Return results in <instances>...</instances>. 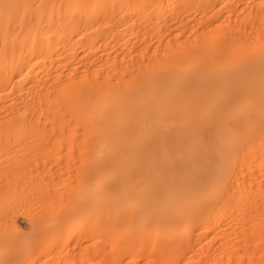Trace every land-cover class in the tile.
Instances as JSON below:
<instances>
[{"label": "bare ground", "instance_id": "obj_1", "mask_svg": "<svg viewBox=\"0 0 264 264\" xmlns=\"http://www.w3.org/2000/svg\"><path fill=\"white\" fill-rule=\"evenodd\" d=\"M161 10L159 0H0V97L18 90L0 103V112L8 108L0 150L15 145L28 166L66 146L59 158L80 177L62 200L67 216L49 221L39 209L30 235L17 223L26 218L17 212L22 199L7 198L14 177L0 179V215L12 220L0 264H30L33 235L46 243L81 224L88 235L94 225L110 234L121 246L113 248L123 250L129 237L166 259L188 251L196 221L236 210L243 220L223 219L226 238L211 264H241L239 237L264 232V13L243 37L208 42L209 25L190 44L199 49L179 43V53L156 65L147 35L184 24L154 15ZM36 112L57 119L55 138L32 119ZM21 115L31 123L10 140ZM20 169L10 166V175Z\"/></svg>", "mask_w": 264, "mask_h": 264}, {"label": "rangeland", "instance_id": "obj_2", "mask_svg": "<svg viewBox=\"0 0 264 264\" xmlns=\"http://www.w3.org/2000/svg\"><path fill=\"white\" fill-rule=\"evenodd\" d=\"M175 4H167V0H159V6L162 8L155 16H162L161 18L174 20L179 15L184 18L183 25L175 30H171V33L164 35L160 31H155L152 34H148L144 43L150 47L152 53L155 52L156 65H160L163 61H169L168 59L172 54L179 53L181 49L178 48V44H186L185 48L197 49L190 44L193 43L195 38L199 39V35L203 30H208L206 27L211 25L212 30L209 33V41L217 42L224 40L225 38L232 36H244L245 31L249 30L251 24H257L259 22L257 14L264 13V0H175ZM175 25H173L174 27ZM157 28V27H156ZM231 32V33H230ZM169 36V37H168ZM242 36V37H243ZM170 39V42L168 40ZM200 41V39H199ZM203 42V41H202ZM201 42V43H202ZM168 47V48H167ZM199 49V48H198ZM208 50H205L204 54H207ZM151 53V54H152ZM203 54V55H204ZM138 57L133 58V65L137 61ZM147 56L145 62H148ZM13 95L18 96V90L12 91ZM12 92L6 89L5 94L0 97V103L5 104L9 101V97ZM34 92L31 96L35 98ZM7 107L0 112V121L4 120L7 116ZM46 114L49 112H42L38 115L36 112L32 119L36 121L37 125H47L50 128V134L55 138V128L53 125L56 124L57 119L50 113V120L44 121ZM69 114V113H67ZM35 116V117H34ZM21 123L16 124L20 126V132L16 136L14 133L13 139L20 140L24 137V126L31 123L30 119H25V115L20 116ZM28 122V123H27ZM49 138V137H47ZM52 139V138H49ZM5 145L9 144L8 138L3 137L1 140ZM52 143V142H51ZM4 145L2 146V148ZM64 146L61 150L52 147L50 151L45 154L38 156L33 162L26 166V157L22 154L21 150H17V147L13 145L12 153H9L7 149L0 150V179L3 182H7L9 179L14 177L15 186L9 197L10 201H17L22 199V207H17L20 214L21 212L26 215L23 220L19 216L18 224L22 227L24 235H30L32 233L31 219L35 214H38L39 209L42 208L43 212L48 214L50 217L49 221L63 220L67 216L69 209L65 208L62 200H65L69 195V189L72 186L77 185L79 176L75 173V169L70 171V166H64V160L59 158L62 150H65ZM76 156L75 163L78 162L77 150L74 151ZM12 157L11 160H9ZM77 159V160H76ZM63 166H60L62 165ZM74 164V161L70 162V165ZM10 166L13 168L20 169L19 172L13 171L10 175ZM53 173V177H49ZM47 185L50 187L49 191L45 194V188ZM32 187H35L33 190ZM3 199L6 197L2 195ZM0 200H3L1 199ZM53 202L47 203L49 201ZM4 201V200H3ZM1 201V202H3ZM47 203V204H46ZM50 205V206H49ZM18 213V215H19ZM228 217L233 222L241 224L243 217L236 214V210H230V212L220 213L216 215L214 220L209 221L207 224L201 222H195L192 225L190 234L187 236L188 251L186 253H176L174 258L166 259L159 256V258L151 251V245L148 241H136L133 242L126 239L123 245V250L113 248L115 246L109 236L110 234L103 231L109 236L100 234L98 227L92 228L93 233H84L85 224H81L75 228L66 231L59 240H52L50 242L43 243L38 241L34 235L28 241V246L34 252H36V258L30 264H211L208 257H212V254L216 252L217 245L221 243L222 239L226 236L219 234L218 230L224 227L223 219ZM236 216V218H234ZM70 216L67 217L69 222ZM21 219V220H20ZM12 220L4 218L0 215V238H5L9 234L8 227L10 228V222ZM67 222V223H68ZM70 225V222L68 223ZM67 224V226H68ZM70 228V227H69ZM68 229V228H67ZM97 229V231H95ZM99 231V234L97 233ZM90 232V231H89ZM88 236H87V235ZM249 236V237H248ZM248 239L244 238L239 242L247 243V251L244 247L236 246V251L240 255L244 256L241 264H264V232L258 234H252L249 232ZM127 237V236H126ZM125 237V238H126ZM115 239V238H114ZM120 240L119 238H117ZM124 241L125 239L122 238ZM121 239V241H122ZM117 240V241H118ZM129 240V241H127ZM116 241V240H115ZM250 243H249V242ZM118 243V242H115ZM121 242L119 241V244ZM121 245V244H120ZM216 247V249H215ZM239 247V248H238ZM215 249V251H214ZM239 249V251H238ZM154 251V250H153ZM156 251V250H155ZM213 251V253H212ZM89 252V253H87ZM52 254V255H49ZM211 254V255H210ZM236 254V255H239ZM251 257V260L249 259ZM161 258V259H160ZM168 258V259H167ZM163 259V260H162ZM209 259V260H208ZM209 261L210 263H208Z\"/></svg>", "mask_w": 264, "mask_h": 264}]
</instances>
